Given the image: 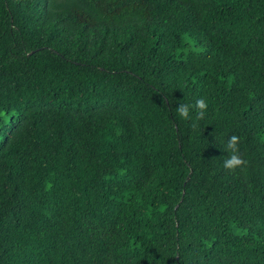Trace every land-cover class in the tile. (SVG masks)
Returning a JSON list of instances; mask_svg holds the SVG:
<instances>
[{"label": "trees", "instance_id": "1", "mask_svg": "<svg viewBox=\"0 0 264 264\" xmlns=\"http://www.w3.org/2000/svg\"><path fill=\"white\" fill-rule=\"evenodd\" d=\"M0 264H264V0H0Z\"/></svg>", "mask_w": 264, "mask_h": 264}, {"label": "clouds", "instance_id": "2", "mask_svg": "<svg viewBox=\"0 0 264 264\" xmlns=\"http://www.w3.org/2000/svg\"><path fill=\"white\" fill-rule=\"evenodd\" d=\"M209 101L207 98H200L195 101V104L179 103L175 107V115L178 119L187 121L192 118V110L196 109L198 118H203L208 110ZM225 152L226 158L223 161V167L227 170L234 171L246 166V161L243 159L239 148V137L232 135L227 142Z\"/></svg>", "mask_w": 264, "mask_h": 264}]
</instances>
